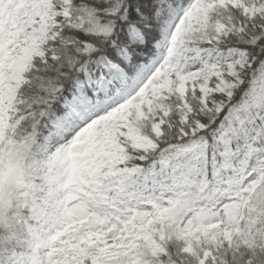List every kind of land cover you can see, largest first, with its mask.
<instances>
[{"label":"snow or ice","instance_id":"snow-or-ice-1","mask_svg":"<svg viewBox=\"0 0 264 264\" xmlns=\"http://www.w3.org/2000/svg\"><path fill=\"white\" fill-rule=\"evenodd\" d=\"M0 264H264V0H0Z\"/></svg>","mask_w":264,"mask_h":264}]
</instances>
